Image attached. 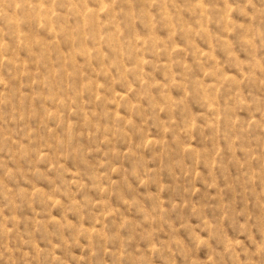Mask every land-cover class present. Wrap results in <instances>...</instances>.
<instances>
[{
	"label": "rangeland",
	"instance_id": "374dc122",
	"mask_svg": "<svg viewBox=\"0 0 264 264\" xmlns=\"http://www.w3.org/2000/svg\"><path fill=\"white\" fill-rule=\"evenodd\" d=\"M0 264H264V0H0Z\"/></svg>",
	"mask_w": 264,
	"mask_h": 264
}]
</instances>
